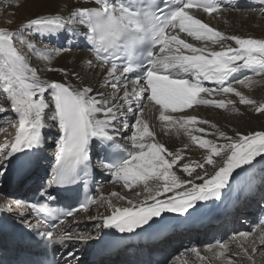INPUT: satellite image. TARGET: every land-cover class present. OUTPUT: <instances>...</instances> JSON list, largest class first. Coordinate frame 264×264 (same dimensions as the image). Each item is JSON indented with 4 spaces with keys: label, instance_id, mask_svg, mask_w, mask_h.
Wrapping results in <instances>:
<instances>
[{
    "label": "snow or ice",
    "instance_id": "snow-or-ice-1",
    "mask_svg": "<svg viewBox=\"0 0 264 264\" xmlns=\"http://www.w3.org/2000/svg\"><path fill=\"white\" fill-rule=\"evenodd\" d=\"M221 3L93 0L92 6H74L67 16L36 15L16 30L0 27V120L14 129L0 143V181L29 179L48 146L44 130L55 128L57 135L53 163L37 191L39 201H15L30 211L17 213L13 219L18 218V224L8 226L0 221V231L11 228L13 245L40 250L35 256L18 257L15 264H59L55 252L72 246L67 253L71 259L65 262L71 264L77 261L82 244L96 242L103 248L143 234L163 237L167 230L189 220L209 218V202L223 203L240 191L245 197L237 196L230 204L237 215L252 202L264 203V128H232L229 132L194 114L201 107L236 112L238 99L239 104L264 116V103L236 86L251 88L257 83L254 77H264V38L226 34L205 22V15L221 12ZM44 37L82 38L96 61L89 59L88 68L101 70L103 82L93 87L80 72L67 67H33V54L50 63L64 50L48 45L38 49ZM44 73H60L62 79ZM149 105L158 112L161 133H183L190 143L169 148L159 140L144 118ZM129 113L132 124L126 120ZM94 147L122 152L124 158L118 163L94 162ZM192 148L199 152L198 158ZM97 169L108 172L112 182L126 190L142 186L144 199L134 201L112 192L111 197L128 206H115L109 199L110 214L90 217L99 220L95 233L59 229L67 217L88 211V203L69 202L66 210L50 204L59 202L61 196L78 198L79 187L94 181ZM8 211L14 209L9 206ZM238 235L246 241L252 233ZM260 244L264 245V237ZM219 249L220 257L231 251L223 242ZM49 250L52 261L47 259ZM186 251L204 259L195 247ZM241 256L251 259L249 249L242 245L235 257H228V264H241Z\"/></svg>",
    "mask_w": 264,
    "mask_h": 264
},
{
    "label": "bare ground",
    "instance_id": "bare-ground-1",
    "mask_svg": "<svg viewBox=\"0 0 264 264\" xmlns=\"http://www.w3.org/2000/svg\"><path fill=\"white\" fill-rule=\"evenodd\" d=\"M229 1H232V3H234V0H222L221 4L225 2H229ZM255 1L257 2L258 0H252L251 3H255ZM77 5L92 6L93 0H21L17 8L13 11L14 13L12 16L13 26L11 25L12 27L11 26L10 27L8 26V27L11 28V30H15L19 26H21L22 23H27V20L29 18H34L36 15H61V16L64 15V16H67L69 15L73 7ZM232 5L233 4L231 3H226L223 6V7H227L226 10H222L220 13L214 14L211 17L205 15L204 16L205 22H207L210 26L214 27L215 29L223 33H226V34H237L243 37H254V38L264 37V19L258 18L260 14L259 13L258 14H251V13L246 14V13H239L237 11H231ZM234 6H238V5L234 4ZM252 7H255V6H252ZM256 7H259V6H256ZM60 8H64L66 12L60 13L59 12ZM75 27H77L80 31L85 30L83 26H80V25H75ZM48 38L49 37H44L43 39L47 41ZM185 39H188V37H185ZM72 41H73V45L71 48H74V50H69L68 52L67 51L62 52L61 55L57 59H51L50 63L49 61H43L42 62L43 67L41 68H44L45 66L67 67L69 70L80 72L81 76L83 77V79L85 80L87 84H91L93 87H98V85L103 82L104 73L101 70L96 69L97 71L95 70V73L93 75V73H91V70L88 68V65H87V61L89 59H93L92 52L90 51V49H88L89 47H87L88 45L82 38H79V37L72 38L70 42ZM65 42L67 43H63L62 46L68 45V41H65ZM77 48L78 49L84 48L87 50L86 52H83V53H80V52L76 53L75 49ZM93 62H94V59H93ZM44 75L46 77L62 79L60 73H44ZM236 86L238 87L239 90H241L249 98H253V97H256L258 99L262 98V100L264 101V79L262 81H259L256 85L251 87L252 90L250 94H249V91L245 90V88L243 87L240 88L241 86L239 85H236ZM227 98L237 99L235 97H224L223 99H227ZM145 102L146 104L148 103L147 101ZM235 107L238 109V111H236V116L238 117L237 119L240 121L245 119L244 122L248 121L242 131L260 130L261 128H264V121L261 123H258L260 122V119L258 122L256 120H253V119L263 118L264 116L259 117V115L254 113V111L251 110V112H249L247 108H241L238 102V99H237V104ZM219 113L221 112H217V110L215 111L209 108L205 109L204 107V108H200L198 112L194 114H197L201 116L202 118L208 119L211 123L217 124V126L221 127L225 131L230 132L232 128H236V127L239 128L237 126L239 125V122H236L235 118L233 119L222 118L223 115ZM227 113L234 114L235 112L225 110L223 114L227 115ZM127 118H129L128 122L130 123L132 122L133 115L129 113V115L126 117V120ZM144 118L149 122L151 126L155 128L156 132L158 133V139L161 140L163 143H165L167 147L183 148L184 144L190 143L188 138L184 136L183 133L177 134L174 130L168 132L167 134L161 133V129L159 126L160 122L158 120V112H156L155 108H153L151 105H149L148 108L144 110ZM209 130L212 131V129H209ZM49 132L51 136L53 137L52 144L55 145L54 142L57 138L56 129L53 128ZM123 142L127 143L126 137ZM192 153H193L194 158L199 157V152L195 150L194 148H192ZM52 154H51V159L48 160V162L46 163V165L48 166V169L51 167V164L53 163ZM43 165H44L43 163L40 164V166H43ZM38 169L35 170L34 172L35 175L37 174ZM45 170L47 169H44V171ZM104 175H105L104 173L101 174V176L99 177V180L101 181V184L107 185L106 195L109 196L111 195L112 192H118L120 194V190L123 188L121 186V183H118V182L114 183L112 182V178H110V175H106L105 177ZM4 187H5V181L1 182V185H0L1 192L4 191ZM1 192H0V202H3L1 197L3 196L4 193H1ZM138 192L141 193L142 191H138ZM143 192H144V189H143ZM98 193H99V190L97 192V195ZM136 193L130 194V196H128V194L124 196L129 199H135V201L144 199L145 196H142L144 194L141 193V195L137 197ZM102 196L103 195L101 194L100 196L98 195L97 197L101 199ZM237 196L243 199L245 197V193L243 191L235 193L232 195L230 200H233V199L235 200ZM230 200H224L223 203L209 202V210L211 212L220 213L218 211L216 212L217 209L215 208L220 206L221 204H222L221 207H224L225 205L228 206V204L231 203ZM256 200H259V197H257ZM104 203H105V206H108V200H106ZM10 206L12 207L13 205L10 204ZM91 207H90V211L92 209ZM119 207H125V205L123 204ZM259 208H261L260 203L252 202L247 206L246 210L244 211L242 215H237L236 213L229 214L227 218H225V220L216 227L210 226L203 232L174 233L170 238L171 242H174V246L172 247L171 250H175L177 254L184 253L185 257L193 256V258H195L197 261H205V253L202 251L203 249L202 250L198 249V250L200 251V254L204 259H200L196 257L195 253L186 251V249L197 247L200 245V242L203 243L205 241H209L213 239V237L215 238L217 236L215 238V249L211 252V256L219 257L218 253L220 249H219V245L218 246L216 245L217 244L216 240L222 239V238H223V241L224 240L230 241V240H233V238L234 240H238V239H241V241L245 240L244 237L242 238L240 237V235H238V237H235L234 234L238 232L239 229H244L243 231H246L245 233H248V232L252 233V235L248 237L246 241H244V243L249 245L251 249L264 248V245L260 244V238L264 237V228H259L258 225L255 224V220H254V212L258 210ZM107 210L111 212L110 208H107ZM83 214L85 213H81L80 215H83ZM80 215L76 219L73 220L74 223L69 226V229H74L77 231V230H84L87 228V225L89 224V222H77L76 221L78 218L81 217ZM244 221L251 222V224L250 225L245 224ZM93 232L95 233L96 230L94 229L92 233ZM238 241L240 242V240ZM239 242H237L238 243L237 245H240ZM165 245L166 244H162V246H165ZM238 248H240V246ZM255 252L260 253L261 251H255ZM117 260L125 261L124 257L120 255ZM77 261H78V264H87L85 262V259L82 260V255L80 254L79 256H77ZM77 261H72V264H77ZM178 262L181 263V261H178Z\"/></svg>",
    "mask_w": 264,
    "mask_h": 264
},
{
    "label": "rangeland",
    "instance_id": "rangeland-1",
    "mask_svg": "<svg viewBox=\"0 0 264 264\" xmlns=\"http://www.w3.org/2000/svg\"><path fill=\"white\" fill-rule=\"evenodd\" d=\"M263 1L264 0H258L257 2L255 1V3H251L252 0H234V3H232V1H229V2H225V3L221 4V11L222 10H226L227 7H223L226 3H231V4H233L232 7H231V11H237L239 13H246V14H249V13L258 14L259 13L260 15L258 16V18L264 19V3L260 7L252 8V6L254 4H256V3L261 4ZM19 2H21V0H0V27L9 28L11 25L13 26V22H12L13 21L12 20V16L14 14L13 11L17 8ZM234 4H237L238 6H234ZM59 12L60 13H64L66 11H65L64 8H60ZM214 14H217V13H214ZM62 16H64V15H62ZM9 22H11V23H9ZM9 29L11 30V28H9ZM258 38H264V37H258ZM187 40L189 42H194V41H192V39L190 37H188ZM44 42L45 41H42V43H38V45H37L38 49L43 50L45 45H48L51 49H64L62 51H59V54L54 56V57H52V59H57L61 55V53L64 52V51L68 52L69 50H74V48H67L65 46L59 45L57 43V40L49 41L48 43L47 42L44 43ZM64 43H67V42H64ZM194 43H198V42H194ZM75 50H76L75 51L76 53H78V52H80V53L86 52V50L78 49V48L75 49ZM43 61H48V60L43 59L40 55H37V54H33L32 57H31V62H32V66L33 67H37V66L43 67L42 66V62ZM93 63H95V62H93ZM91 73H93V75H94L95 70H91ZM246 74L247 75H252L250 72H248ZM241 78H243L242 75H241ZM254 79L258 83L259 81H262L264 79V77H254ZM94 81H95V79H94ZM257 83L253 84L252 86L256 85ZM240 88H242V86ZM106 90L109 91V92L112 91V89H110V88L106 89ZM245 90L249 91V94H250L252 89L251 88L250 89L245 88ZM223 98L224 97H217V99H223ZM252 99L257 100L258 103H264L262 98L258 99L256 97H253ZM240 107L241 108H247L249 112H251V110L254 111V109L249 107V106H245V105H241L240 104ZM146 108H148V107H146ZM201 108H204V107H201ZM209 109H212V110H215V111L217 110V109H214V108H209ZM217 112H221L219 114L223 115L222 118H229V119L235 118V121L239 122V125H237L239 128H237V127L236 128L241 130V131L244 129V127L246 126V123L248 122V121L244 122L245 119L242 120V121L238 120L237 119L238 117L236 116V112L234 114L227 113V115L223 114L225 112V110H217ZM254 113H255V111H254ZM260 116L261 115H259V117ZM244 118H246V117H244ZM263 118H258V119H253V120H256L258 122L259 119H260V122H258V123H261V122L264 121ZM127 121H129V118H127ZM132 123H134V119L133 118H132V122H130L129 124H132ZM0 126L4 127V131H0V143H2L4 140H7V139H9L12 136V134L14 132V129L8 128L6 126V122H4L3 120H0ZM44 131H45V133H46V135L48 137V146H47L45 152L43 153L44 156L42 155L41 163H43L44 164L43 166H45L47 168V170H48V166L46 165V163L48 162V160L51 159V154H52L53 151H55V145L52 144L53 137L51 136V134L49 132L50 130L49 129H45ZM5 132H7V135H5ZM47 157H49V158H47ZM47 170H45V171L47 172ZM1 182H3V181H0V185H1ZM100 186L101 187L99 188L98 195L100 196L102 194L103 195L102 197H104V199L103 200L99 199L97 197L98 196L97 195L96 196L97 197L96 203H93L94 206L92 205L93 208L91 207L92 208L91 211H89L87 214L82 215L80 218H78L76 220L77 222H89V224H90V225L88 224V228L85 231L82 230L81 233H92V231L96 228V224L99 221H97V219H90V217H102L104 215L110 214V211L107 210V208H109V207L105 206V203H104L106 200L111 199L112 204H115V206H118V207L123 205V204L125 206L127 205V203L125 201H119L116 198L111 197V195L107 196L106 195V193H107V185L106 184H101ZM138 191H142L141 193L144 194L142 196L146 195L143 192V187L142 186L136 187V188H134V190H126V189L122 188L120 190V194L122 196H124L126 194H128V196H130V194H134V193H136ZM233 194H235V193H233ZM1 199H2V201H6V199H4L3 197H1ZM133 200L135 201V199H133ZM260 204H263V203H260ZM242 222H243V220H242ZM244 223L248 224V225L251 224V222H248V221H244ZM243 230L244 229H239V231L234 234L235 237H238L239 233H245L246 232V231H243ZM240 237H242V236H240ZM215 238L213 237V239H211L209 241H205L203 243L200 242V245L195 247L197 249H201V250L203 249L202 251L205 253V261H197L195 258H193V256L185 257L184 253L176 254L173 257V260H176L175 261V263L177 262L176 264H228V257H235L236 254L240 252L239 251L240 248H238V247L242 245L243 248L249 249V256H251V259H248L247 257L241 256V258H240L241 259V264H264V251H261L260 253H256L255 251H252L250 246L247 245L246 243H244L245 240H242L243 241L242 242L241 239H238V240H240V242L238 240H234V238H233V240H230V241L229 240H224L223 241V238L222 239H217L216 240L217 241V244H216L217 246L219 245L220 242H223L225 244H229L230 243L229 245L231 246V251L226 252L223 257L211 256V252L215 249ZM237 242H239L240 245H237L238 244ZM209 245L212 246L211 250H209ZM201 246H203V247H201ZM178 261H181V263L178 262Z\"/></svg>",
    "mask_w": 264,
    "mask_h": 264
},
{
    "label": "water",
    "instance_id": "water-1",
    "mask_svg": "<svg viewBox=\"0 0 264 264\" xmlns=\"http://www.w3.org/2000/svg\"><path fill=\"white\" fill-rule=\"evenodd\" d=\"M3 202H0V204H2Z\"/></svg>",
    "mask_w": 264,
    "mask_h": 264
}]
</instances>
